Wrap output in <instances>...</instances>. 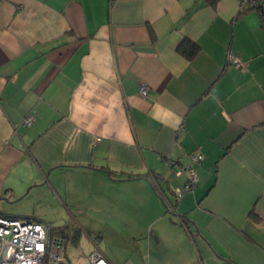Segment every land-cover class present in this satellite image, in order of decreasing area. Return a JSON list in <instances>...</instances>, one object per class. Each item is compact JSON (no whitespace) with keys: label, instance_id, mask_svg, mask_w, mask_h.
Returning <instances> with one entry per match:
<instances>
[{"label":"crops","instance_id":"crops-1","mask_svg":"<svg viewBox=\"0 0 264 264\" xmlns=\"http://www.w3.org/2000/svg\"><path fill=\"white\" fill-rule=\"evenodd\" d=\"M184 40L199 46L191 58ZM196 151L198 182L184 189L186 171L165 158L188 165ZM37 203L180 237L192 253L177 264H264L258 11L240 13L239 0H0V213L61 234Z\"/></svg>","mask_w":264,"mask_h":264},{"label":"rangeland","instance_id":"rangeland-1","mask_svg":"<svg viewBox=\"0 0 264 264\" xmlns=\"http://www.w3.org/2000/svg\"><path fill=\"white\" fill-rule=\"evenodd\" d=\"M18 204L20 203H13L17 209L21 207ZM32 204L27 205L32 208ZM43 205L37 203L35 206L46 211V216L49 217L46 220L58 227L55 231L66 234L67 237L64 244L65 261L58 264H88V254L95 245L116 264L126 260L133 264H177L178 260L173 261L174 257L179 256L177 259L185 261L192 253L180 237L177 243V239L171 241L164 236L158 238L155 229L148 233L147 228L123 222L115 224L114 229L107 228L109 224L104 221L106 213L97 214L85 207L79 208L80 212H70L67 209L57 212L51 208L45 210ZM68 218L70 223H66ZM77 218L80 221H76Z\"/></svg>","mask_w":264,"mask_h":264},{"label":"built area","instance_id":"built-area-1","mask_svg":"<svg viewBox=\"0 0 264 264\" xmlns=\"http://www.w3.org/2000/svg\"><path fill=\"white\" fill-rule=\"evenodd\" d=\"M258 0H239V9L255 7ZM264 5V3H261ZM226 59L236 67L241 66V58L231 50L227 51ZM148 86L144 80H139V93L145 94ZM31 116L24 119V124L29 125ZM191 163L182 165L174 159L166 157L165 161L176 170H185L187 179L184 189H191L198 182V173L195 164L202 158L199 151L190 154ZM176 195L181 191L176 189ZM65 237L53 232L42 222L29 218L10 216L0 213V264H58L65 261ZM88 264H116L112 262L102 250L95 245L88 254ZM119 264H133L126 260ZM193 264H201L194 262Z\"/></svg>","mask_w":264,"mask_h":264},{"label":"trees","instance_id":"trees-1","mask_svg":"<svg viewBox=\"0 0 264 264\" xmlns=\"http://www.w3.org/2000/svg\"><path fill=\"white\" fill-rule=\"evenodd\" d=\"M209 3H214L216 0H207ZM259 4L255 7H250V8H254L258 11L259 13V17H260V23L261 26L264 27V5H262L261 3H264V1L262 0H258ZM249 9V8H247ZM245 10H240V13L246 11ZM178 51L185 56L186 58H191L196 51L199 49V46L197 43L189 41V40H184L183 42H181L178 47H177Z\"/></svg>","mask_w":264,"mask_h":264}]
</instances>
